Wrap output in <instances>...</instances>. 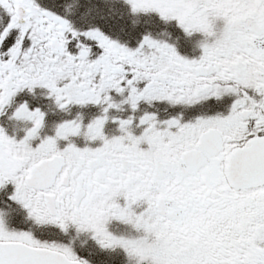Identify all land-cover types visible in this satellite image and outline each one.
<instances>
[{
    "label": "snow or ice",
    "instance_id": "obj_1",
    "mask_svg": "<svg viewBox=\"0 0 264 264\" xmlns=\"http://www.w3.org/2000/svg\"><path fill=\"white\" fill-rule=\"evenodd\" d=\"M0 264H264V0H0Z\"/></svg>",
    "mask_w": 264,
    "mask_h": 264
}]
</instances>
